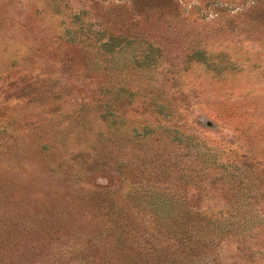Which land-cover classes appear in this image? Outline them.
<instances>
[{"label": "rangeland", "instance_id": "374dc122", "mask_svg": "<svg viewBox=\"0 0 264 264\" xmlns=\"http://www.w3.org/2000/svg\"><path fill=\"white\" fill-rule=\"evenodd\" d=\"M0 264H264V0H0Z\"/></svg>", "mask_w": 264, "mask_h": 264}]
</instances>
